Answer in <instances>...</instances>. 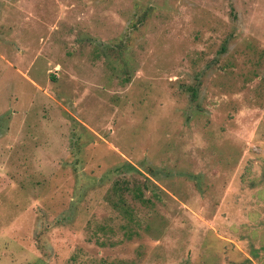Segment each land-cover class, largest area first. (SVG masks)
<instances>
[{
    "label": "rangeland",
    "instance_id": "374dc122",
    "mask_svg": "<svg viewBox=\"0 0 264 264\" xmlns=\"http://www.w3.org/2000/svg\"><path fill=\"white\" fill-rule=\"evenodd\" d=\"M120 263L264 264V0H0V264Z\"/></svg>",
    "mask_w": 264,
    "mask_h": 264
},
{
    "label": "trees",
    "instance_id": "16d2710c",
    "mask_svg": "<svg viewBox=\"0 0 264 264\" xmlns=\"http://www.w3.org/2000/svg\"><path fill=\"white\" fill-rule=\"evenodd\" d=\"M191 96L195 97L196 96V90L191 89ZM120 171V167L113 169L111 172L113 173H117ZM124 182H120L117 181L115 182V184L113 185V190L115 192H120L123 189L125 191H130L132 194V197L134 200L143 203V202H147L148 200L144 198V192L146 190H148L149 186V180L148 179H144L142 182H134V184L132 185V187L127 186L126 183ZM149 202V201H148ZM119 204H124V201L122 199V195L119 196L118 201L115 203V206H119ZM127 215H130L129 211H126ZM132 234L133 232H131V230L129 228L126 227V225L124 226V236L128 239L132 238ZM120 264H132V263H120Z\"/></svg>",
    "mask_w": 264,
    "mask_h": 264
}]
</instances>
